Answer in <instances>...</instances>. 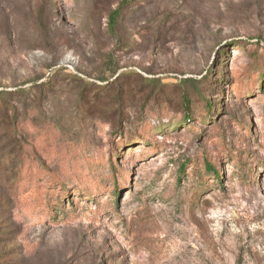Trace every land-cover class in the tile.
<instances>
[{
  "label": "rangeland",
  "instance_id": "1",
  "mask_svg": "<svg viewBox=\"0 0 264 264\" xmlns=\"http://www.w3.org/2000/svg\"><path fill=\"white\" fill-rule=\"evenodd\" d=\"M0 264H264V0H0Z\"/></svg>",
  "mask_w": 264,
  "mask_h": 264
},
{
  "label": "trees",
  "instance_id": "2",
  "mask_svg": "<svg viewBox=\"0 0 264 264\" xmlns=\"http://www.w3.org/2000/svg\"><path fill=\"white\" fill-rule=\"evenodd\" d=\"M119 14H120V10L119 8L114 10L113 12H111L110 16H109V26L110 28H114L117 24V19L119 17ZM190 98H187L185 97V104L188 105L189 103V100ZM189 110H187L188 112ZM186 117H187V114H186ZM147 130V128L145 129ZM33 160H34V157H33ZM32 160V162L25 168V166L23 167H18V170H19V174L21 173L22 174V171L30 174L31 171L33 170V168H35V164H34V161ZM114 163V161H113ZM115 165V164H114ZM204 167L206 168V172L208 175L212 176L215 180H220L221 179V175H220V172L210 163V162H205L204 163ZM37 175H40L41 172L40 170L38 169L37 170ZM114 176V175H113ZM41 177V176H39ZM43 178H47L48 179V183H49V187L51 188V186H54V187H58L59 184L56 183V180L53 178V177H50L49 174H43L42 176ZM244 178H247L246 176ZM114 196H117V193L116 192H112ZM62 196H63V199L66 197V194H64V189H61L59 191V193L56 195V196H53V203L50 201V196L49 194L46 196V209L51 212L52 209H54V207L58 208L59 211L64 215V210H63V200H62Z\"/></svg>",
  "mask_w": 264,
  "mask_h": 264
}]
</instances>
